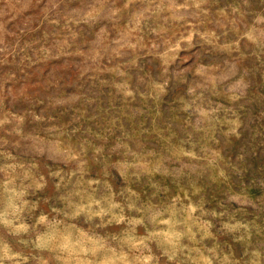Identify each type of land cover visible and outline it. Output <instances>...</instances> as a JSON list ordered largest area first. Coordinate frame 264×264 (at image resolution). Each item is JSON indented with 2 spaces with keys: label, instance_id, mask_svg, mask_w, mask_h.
Listing matches in <instances>:
<instances>
[{
  "label": "rangeland",
  "instance_id": "obj_1",
  "mask_svg": "<svg viewBox=\"0 0 264 264\" xmlns=\"http://www.w3.org/2000/svg\"><path fill=\"white\" fill-rule=\"evenodd\" d=\"M2 264H264V0H0Z\"/></svg>",
  "mask_w": 264,
  "mask_h": 264
},
{
  "label": "clouds",
  "instance_id": "obj_2",
  "mask_svg": "<svg viewBox=\"0 0 264 264\" xmlns=\"http://www.w3.org/2000/svg\"><path fill=\"white\" fill-rule=\"evenodd\" d=\"M0 264H2V262H0Z\"/></svg>",
  "mask_w": 264,
  "mask_h": 264
}]
</instances>
